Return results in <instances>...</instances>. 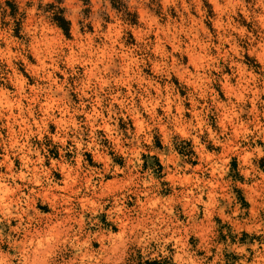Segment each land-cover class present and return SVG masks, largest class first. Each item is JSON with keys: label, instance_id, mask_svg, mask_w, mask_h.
<instances>
[{"label": "rangeland", "instance_id": "374dc122", "mask_svg": "<svg viewBox=\"0 0 264 264\" xmlns=\"http://www.w3.org/2000/svg\"><path fill=\"white\" fill-rule=\"evenodd\" d=\"M244 4L249 19L232 0H0V94L22 97L15 130L43 161L37 185L0 162L2 264H264V2ZM188 25L209 44L204 93L186 83ZM47 96L74 124L42 121ZM4 110L0 161L15 153ZM59 165L76 173L66 191Z\"/></svg>", "mask_w": 264, "mask_h": 264}, {"label": "bare ground", "instance_id": "6f19581e", "mask_svg": "<svg viewBox=\"0 0 264 264\" xmlns=\"http://www.w3.org/2000/svg\"><path fill=\"white\" fill-rule=\"evenodd\" d=\"M262 17H264V15L260 16L261 19H262ZM191 23H193V21H191ZM217 25L221 26L220 21L217 23ZM193 26L194 25H191V26L188 25V27L185 28L186 32L188 33L186 35V37H188V36L191 37V39L189 41L187 54L189 57L190 65L193 68V72L186 71V74H187L186 83L195 89H199L202 93H204L207 89L204 82L209 77L205 72L204 66L200 65L199 62L206 55L208 56L209 44L204 43V42L202 43L200 41V39L198 38L197 34L193 35ZM223 40H225V37H223V39L219 40L220 43L217 46V49L221 48V46H222L221 44H223L221 42ZM222 48H223V46H222ZM262 50H264V46H262ZM261 56H263V53L261 54ZM38 61L40 62L41 67L44 69L46 67L45 62L41 61V60H38ZM88 63H89L88 75L90 77H94L96 75L98 65H99L98 60H94L91 58L88 60ZM212 63H213V60H212ZM206 65H207L206 69H208L209 64H206ZM241 74H243V73L242 72L238 73V75H241ZM47 75H48V78H50L51 73H48ZM239 81H242V78H240ZM246 83H248V82L246 81ZM223 88L225 91H228V92H230V90H231L229 80L227 78L224 79ZM246 88H247V86L242 87V91L246 90ZM21 90H22V84L20 83L19 84V91H21ZM252 96L257 97L258 91L254 90ZM237 99L238 100L243 99L242 93L239 94V98H237ZM40 106L42 108V113H43L42 121L46 122L48 120L49 121L52 120L57 126H60V125L65 126L69 123L74 124V122L72 121V116H68V115H70L69 111H68V107L65 105V103L62 102V100H60V98L57 99L56 97H51V96L43 97L42 102H40ZM177 106H179V105H177ZM0 108L6 110V115H5L6 125L5 126L9 132L8 148H10V150L12 149L13 151H15V153L10 155L8 150H7L6 154L3 156V161H0V162H1V164H4L6 166L7 172L9 174L8 175L9 178H12V179L17 178L20 181L27 180L29 182H34L37 185L40 181V173L42 171L43 161L39 157L36 160L32 159L31 150L29 149L28 146L19 142V136L17 135V132L15 130V128L17 127L18 131L23 132L25 130V128H27V126H28L26 121H25L27 119H25V120L22 119L20 122L17 121V117H20V115L22 114L21 109H24V108H22V97H19L18 99H15V100H10L9 98L5 97L4 94H0ZM14 108L19 110V112H20L18 114L19 116L14 115V112H13ZM167 109L168 110L171 109L169 103L167 105ZM54 111H56L58 113V118L53 116ZM227 112H229V110L225 111V113L223 114V116L225 118L227 117V115H226ZM141 123L142 122L140 120H136V124L138 126H140ZM104 128L107 129V125L104 124ZM16 160H18L20 163L18 170H15V161ZM59 166H60V170H61L62 174L64 175V181L62 182L63 187L60 190L66 191L68 188H70L72 185L75 184L76 179L73 175H76V173L73 172L72 169L67 168L68 166L67 167H62V165H59ZM14 172H17V173L15 174ZM58 172H60V171H58ZM0 185H2V187H0V198H2V199H0V212H5V211H8V209L10 208V206L13 203V199H11V191H12L11 188H12V186L6 184V182L3 181V177H0ZM14 188L16 190L19 189V187L16 184L14 185ZM7 193H10V197L8 195H6ZM62 198L64 199L63 196H62ZM25 199H28V197H26ZM83 199H84V202H89V199H87L85 197H83ZM83 199H81V200H83ZM65 213H66L65 214L66 216L63 217L61 219V221L68 219V217L70 216L68 211H65ZM57 222L59 223V220L49 221L46 224L45 228L47 230H50V228L53 227V226L52 227H50V226L56 224ZM120 223H121L122 231L118 234V238L121 237V235L124 232V229L126 228V223H122V221ZM54 226H57V225H54ZM36 234L37 235H35V239L33 238V236L30 235L29 240H27L25 238L26 235L24 236L23 241L20 244V248H21V254L20 255L22 257V260H24L25 257L28 255L30 248L34 244V241H36L39 237H41L40 233H36ZM38 242L39 241H37V243Z\"/></svg>", "mask_w": 264, "mask_h": 264}, {"label": "clouds", "instance_id": "9594fccd", "mask_svg": "<svg viewBox=\"0 0 264 264\" xmlns=\"http://www.w3.org/2000/svg\"><path fill=\"white\" fill-rule=\"evenodd\" d=\"M232 2L235 5L240 6L242 8V10L245 11V18L246 19H249L250 18L249 15H248V13H247V11H246V6L244 4V0H232ZM262 2H264V0H262ZM247 7H250V6H247ZM32 11H35V8H33ZM9 19H11V17H9ZM262 19H264V17H262ZM240 31H241V33H243V32L246 31V29L241 28ZM249 35H251V34H249ZM253 39H254V37H253ZM0 187H2V185H0ZM0 199H2V198H0ZM4 240H5V237L3 235V230L0 229V243L4 242ZM8 240L10 241L11 238L9 237ZM241 251H243V249H241ZM0 264H2V262H0Z\"/></svg>", "mask_w": 264, "mask_h": 264}, {"label": "trees", "instance_id": "16d2710c", "mask_svg": "<svg viewBox=\"0 0 264 264\" xmlns=\"http://www.w3.org/2000/svg\"><path fill=\"white\" fill-rule=\"evenodd\" d=\"M56 22L58 24V27H60L63 30V32L67 33L66 24H65L66 22H64L61 19H56Z\"/></svg>", "mask_w": 264, "mask_h": 264}]
</instances>
